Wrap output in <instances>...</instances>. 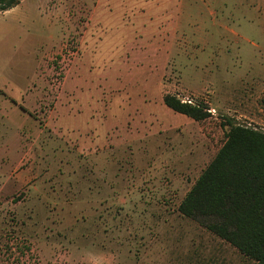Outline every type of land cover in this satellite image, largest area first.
<instances>
[{
    "label": "rangeland",
    "instance_id": "rangeland-1",
    "mask_svg": "<svg viewBox=\"0 0 264 264\" xmlns=\"http://www.w3.org/2000/svg\"><path fill=\"white\" fill-rule=\"evenodd\" d=\"M245 3L0 11V130L13 127L0 139V264H255L179 211L226 140L224 116L264 131V97L240 91L264 59L244 39ZM166 94L211 116L175 112Z\"/></svg>",
    "mask_w": 264,
    "mask_h": 264
},
{
    "label": "trees",
    "instance_id": "trees-1",
    "mask_svg": "<svg viewBox=\"0 0 264 264\" xmlns=\"http://www.w3.org/2000/svg\"><path fill=\"white\" fill-rule=\"evenodd\" d=\"M20 0H0L7 11ZM164 103L195 121L211 116L201 103L164 95ZM226 140L179 206V211L235 247L255 264H264V131L223 117Z\"/></svg>",
    "mask_w": 264,
    "mask_h": 264
},
{
    "label": "crops",
    "instance_id": "crops-1",
    "mask_svg": "<svg viewBox=\"0 0 264 264\" xmlns=\"http://www.w3.org/2000/svg\"><path fill=\"white\" fill-rule=\"evenodd\" d=\"M245 4H246L245 20L248 24V27H247V31L245 32L246 36L244 37V39L248 44H250L253 47V50H255L254 52L256 53V51L259 48L262 49V47H264V0H246ZM17 6L7 11H3V12H9L13 9H16ZM231 33L237 37L241 35L239 34V32H236V31H231ZM249 71H250L251 76L250 78L247 79L245 83L246 86L244 85V89L240 91H243L247 94V96L245 95V98H247L248 100L250 99L258 100L259 98H263L264 97V59H261V60L255 59V61L252 62V65ZM237 94L229 91L227 98L223 104L224 109L231 112V109H230L231 107H229L228 101L231 100L233 103L234 99H236ZM11 100L15 105H17L24 112H28L25 106L21 105L14 96L11 98ZM6 102H8V100L2 101V99H0V104L3 105V107H5L6 109H8L10 108V106H8ZM256 107L258 109L257 110L254 109V110L261 112L263 116L264 115L263 105L257 103ZM235 109H238L237 105ZM235 109L232 111L237 112L238 110H235ZM8 128L9 129L3 127V129L0 130V139L2 140L5 139L3 137L6 136V133H7L6 131L10 132L11 130H13L12 126ZM1 149L7 151L6 147L4 146Z\"/></svg>",
    "mask_w": 264,
    "mask_h": 264
}]
</instances>
